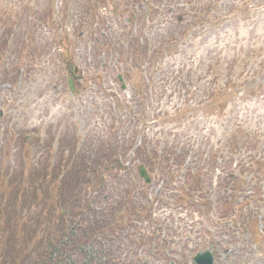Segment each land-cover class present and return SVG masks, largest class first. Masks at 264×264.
Segmentation results:
<instances>
[{"label": "rangeland", "instance_id": "1", "mask_svg": "<svg viewBox=\"0 0 264 264\" xmlns=\"http://www.w3.org/2000/svg\"><path fill=\"white\" fill-rule=\"evenodd\" d=\"M212 1H206L207 4H205L204 2L199 3L197 0H107V6L101 10L100 14L103 17H109L112 23H119L114 26V29H122L123 26H126L125 30L131 32V35L129 34L123 39L117 37L118 47H120H115V50L118 49V51L116 50L117 57L114 60H117V66L131 71L130 69L138 64L136 59L140 63L144 62V59L150 61L153 57L157 60V57L160 56V60L166 67V71L162 75L167 77V72L171 71L178 77L177 87L179 90L174 93L176 100L181 99L184 102L190 99V104L196 106L197 100L206 99L205 94L213 98L217 91L212 86L208 88V85L215 81L216 73L222 70L225 72L222 78L228 81L227 73L231 69L229 80L232 81L234 89L224 112L217 113L212 108L208 112L201 104L198 108L192 106L190 108L195 109V113L199 115H209V117L201 118L205 119L206 126L210 121L209 126L211 127H206L209 133L204 130L199 133L200 135L205 139L211 138L215 141L228 140L222 145H217L215 141H212L215 145L214 148L226 147V144L228 145L229 141L233 140L234 135L241 148L245 141L244 135L246 139L258 138L259 142L264 140V134L261 132L264 129V76L255 80L250 79L251 70L264 72V13L262 10L261 12L250 11L253 9L250 6L264 4V0H218L223 8L236 6L231 9L238 10L239 15H236V12L233 13L229 16L230 20L225 22L224 28L214 33L210 32V28H205L207 25H203L202 21L207 19L210 24L215 22L217 17L221 18L227 15L220 12V9L216 8L218 4ZM85 2V0L77 2L83 4L82 8L78 7L74 0H61V4L60 0H0V51H5L6 48L13 51L18 41L17 33L31 30L34 33V41H30L29 44L27 37L24 36L19 46H23L24 43L26 46L28 44L27 52H29L31 49H38L40 43L44 51H47L46 53L54 54L51 59L45 54L44 56L36 55L31 64L34 72L30 74H27L26 67H23V74L19 75L22 69L15 62H12L11 68L6 64L7 68H5L4 61L0 64V97L8 94L12 102L17 100L15 106L17 110L13 114L17 118L16 129L19 130L20 125L25 124V116L26 127H28L27 134H30L29 131L33 129L34 132L42 134L39 151H43V153H39L38 157H35L32 154L29 155L30 150L26 148V159L32 161L29 163L23 159L20 153L21 144L17 146V138H13L16 151L10 148V157L4 160H1L0 154V264H42L43 258L39 252L40 244L46 251H50L49 243H58L61 233L59 229L62 223L68 220L69 212L60 205L71 202L75 211L84 207L77 215L79 217L82 214L83 218L88 217V209L92 205L94 208L98 206L105 213L107 211L104 200L96 198L97 193L94 192V185L88 184L87 176L93 177L92 174L98 173L99 166L103 161L102 157L105 155L99 148L98 138L94 142L90 132L92 136H96L91 130L101 129L99 125L104 124L103 120L108 121L109 111H104V107L96 109V106L90 104L88 100L90 94L88 87L95 84V79L90 84H85L86 89L77 99L80 104L79 109L84 110L86 107L92 113L90 129L85 126V118L78 111H75L76 114L71 118L73 111L71 107L74 106L76 100L69 95H65V97L61 95V86H63L61 84L65 79L64 64L83 69L82 65L90 64V61L97 65L96 57L100 62L108 63V57L96 54L98 51L96 48H101V52L107 50L106 39L95 44L94 41L77 36L80 31H75L72 26L75 15L84 18L86 16L85 9H90L85 5ZM103 5H98L93 11H97ZM20 8L27 11L19 12ZM195 11L203 13L202 18ZM14 14L16 15L12 18ZM53 20L57 30H51ZM110 22L103 23L102 31L105 36L109 34L105 31L108 27L107 23ZM11 32L16 33L15 36L9 39L7 46L2 44ZM201 32L203 36L200 35ZM59 38H61L60 44ZM175 40L181 41L185 47H178ZM170 44L174 45L176 49L167 54V47ZM120 45L123 47L122 50ZM249 49H251L250 52H248ZM84 53L86 57L83 59ZM87 56H91V59ZM73 60L77 62H72ZM7 62H10L9 59ZM53 62H57L59 67L57 68ZM137 67L139 69L135 70V75L139 70L140 72L136 82L143 83L146 79L142 75L146 73L147 66L138 64ZM99 73H102L101 79L98 81L99 85H102V92L111 88V93L118 94L120 83L116 81V75L123 73L117 69L107 74L104 68H101ZM247 74H249V78ZM6 76H9L7 78L11 79L12 85L4 82ZM237 76L241 79L238 83ZM135 78L137 77L134 76ZM225 80H222L223 83L226 82ZM107 82L108 84H105ZM243 82L246 84L249 82V84L246 85ZM236 83L238 86L235 85ZM58 87L60 89H57ZM97 88L99 91V87ZM128 90V92L122 90V93L126 95V98L129 96L130 98L127 99L132 102L136 98L132 95L133 91ZM156 98L163 99L161 96ZM168 98L169 92L167 100ZM105 101L106 107L108 105L110 109L116 105L108 97ZM151 110L149 107L150 116H152ZM94 111L97 113L94 114ZM5 113L4 119L0 122V140L4 124L11 123L10 113ZM152 123V120L148 122L147 132L148 136L154 137L156 127ZM8 138H10L9 134H7ZM28 139L31 140L30 136ZM139 144L138 141L137 145ZM190 144L191 142L182 139L180 146L186 147ZM253 145L254 143H252ZM93 149L96 154L91 156L89 153ZM235 152L237 155L241 154V150L237 149ZM255 154L257 159L264 156L261 146L258 145L257 149H253L250 161ZM221 155L226 157V162H232L231 153ZM76 158L80 161V165ZM207 158V155H195L190 151V156L187 160L185 159V162L191 159L195 163ZM235 160L244 161L247 164L249 162L246 156L235 157ZM226 162L220 159L218 165L221 166ZM84 167L93 169L87 174L81 170ZM241 169V166L237 167V170ZM219 172L220 170L218 174ZM243 177L247 179L252 176L244 175ZM77 179L79 182L75 184ZM214 182L217 184L216 178H214ZM60 188L62 198L59 194ZM88 198L89 203L85 207V200ZM110 212L114 211L110 209ZM168 213L169 211H167ZM52 216H54L55 226L44 227ZM44 219L46 220L44 221ZM110 229L113 233V226ZM257 232L263 238L264 228L257 225ZM222 233L225 236L232 235L230 228L223 229ZM250 236L253 239L250 240ZM250 236L245 238L235 235V238H241L246 244L245 246L241 244L238 247L223 245L227 254L224 251H219L216 244L210 246L209 248L218 255V258L215 259L216 263L235 264L234 254H238L240 257L253 258V264H264V241H262V249L259 250V241L255 240L253 234ZM76 245L70 254L72 259L77 261L80 260V248L78 242ZM102 245H105L103 256L107 257V259L105 258L108 261L107 264H113L111 258H114L117 264H122L127 258L129 261H133V256L128 251H122L121 244L114 236L110 235L109 240L106 238L102 241ZM248 245L251 250L247 248ZM33 251L36 255L31 254ZM66 254L67 252L64 253L63 258ZM97 255H100V251L97 252ZM26 258L27 260L23 261Z\"/></svg>", "mask_w": 264, "mask_h": 264}, {"label": "trees", "instance_id": "2", "mask_svg": "<svg viewBox=\"0 0 264 264\" xmlns=\"http://www.w3.org/2000/svg\"><path fill=\"white\" fill-rule=\"evenodd\" d=\"M85 1V5L91 10L96 9L98 3L104 4L106 2V0ZM197 1L199 3H205V0ZM74 2L78 5V7H83V4L77 3L81 2V0H74ZM23 9L24 8H20L19 12ZM232 11L233 9L230 7L227 9V12ZM203 12L205 13V11ZM195 13L197 12L195 11ZM16 14H14L12 18ZM197 15L202 18L203 13L199 12ZM218 20L219 18L217 17L216 21L213 23L209 24L207 19L202 22L203 25H207L205 28H216L222 24V22ZM51 22L52 20L50 18V24ZM48 26L50 27L49 24ZM55 26L56 25L53 20L51 30H57V28L55 29ZM15 34L16 33L11 32L9 37L15 36ZM17 34L18 41H20L24 35H26L29 44L30 41H34V33L31 30ZM129 34L131 35V32H127L125 29H122L121 39H123L122 36H129ZM107 40H110V36H107ZM131 40L133 41V37ZM5 41L8 43V38ZM177 41L178 40H175V43H177L178 47H185L181 41ZM58 42L60 44L61 40ZM120 46L122 50L123 47L122 45ZM117 48L116 50L118 51ZM175 49L176 47L170 44V46L167 47V54ZM4 50H7V48ZM116 50L112 44H109L107 51L109 60L110 58L115 60L117 57L115 55ZM46 52L47 51H44L42 47L36 50L34 49L33 56H44ZM4 54L5 52L0 53V61L3 59ZM136 61L139 65L143 64L146 65L147 68L150 67L146 77L147 81L150 82L151 85L152 83H155L153 88L156 89L159 85V90H162V92L165 93L169 90V86L171 85L172 91L176 92L175 90L177 88L176 84L178 83V77L171 71L167 72V77L165 75H160L164 70H166L164 63L160 60V56L157 57V60L153 57L150 61H145V59L144 62L141 61L140 63L138 59H136ZM138 64L136 67L130 69L131 71L125 70V76L133 82V93L137 96V99L132 100V102H118L120 105H117L116 109L109 111V117L112 119L113 125L107 134L98 140V145L99 148H101V152L105 153L102 157V163L111 164L119 159L127 160L129 153L126 147L127 143H133L138 139H142V143H144L143 146H140L139 149L136 150V158L149 167L152 172L156 169L158 170L157 174L164 184L162 195L166 196L165 199H161L160 201L162 203H166L165 205L174 211L169 216L166 232V235L171 238V242L167 236L163 235L165 225H157L155 230L151 229L154 221L151 210L154 207L153 203L157 201V198L153 201H148V195H143L142 200L148 202L140 205L133 202L136 190L134 188H130V168H124L122 171L121 168L108 171L105 179H99L100 174L98 172V178L93 181H90L93 177L89 175L87 176V179L89 180L88 184L94 185V192L97 193L96 198L104 200L105 209L107 207V211L105 213V211L100 209L98 206H95V208L93 205L89 207L88 217L83 218L82 220L84 226L79 227L78 229L79 232H82L84 235L82 245H86L81 251L82 258L77 264H107L108 261L103 259H107L106 256L101 255L100 258L95 257L96 253L93 247L86 248V246L88 243L95 241V238H98L101 243L106 238L109 240L110 235L114 236L121 244L122 251H128V253L133 256V261H129L127 258L124 262H122V264H186V262L193 257H188L189 253L193 254L197 252L199 247L203 246L206 248L209 244L208 242H198L195 249L191 250L188 248L189 242H185V247L179 251L172 249L171 247L168 248V252L167 250H163L166 244L171 245L173 243L174 245L178 243L180 245L183 243L184 239L188 240L187 230L182 229L181 226L177 228L175 227L177 222H181L182 219L177 221L174 214L176 213V215H180L183 212L182 210L186 209V211L189 212L187 215L188 218L195 221L194 216L195 213H197L200 220H197L198 222L196 224L199 223L202 227L203 222L201 218H206L208 222L211 221V207L209 208V205L212 206V197L217 199L215 209L212 206V210L215 212L213 216L216 217L213 224L221 229L230 228L232 233L230 236V243L233 244L232 246H239V244H243V246H245L246 244V242L241 238H235V235L248 237V235L250 236L253 234L255 236V240L260 242L261 236L257 232V225L260 226L264 223L261 220V217L264 219V211H261L264 209V156L257 159L255 154L251 161L249 158L251 157L250 155L252 154L253 149H257L258 145L262 147V152H264V140L259 142L258 138L246 139V136L244 135L245 141L243 142V146L240 148L238 145L239 143H237V138H235L234 135L232 137L233 140L229 141L228 145L226 144V147L218 149L214 148L215 145L212 143V141L215 140L208 138L204 142L201 149L194 153L195 155L201 156L207 155L208 158L201 159L202 161L199 160L193 164H186L185 159L186 155H188L187 150H193V147H181L180 143L182 144V139H186L190 142L192 135L190 132L181 134L176 128H174L173 130L175 133L171 132L168 137L167 134L165 137H162L164 130L157 132L154 137L145 135L148 116L144 111L145 102L147 100L145 98L144 88L147 87V84L144 82L141 85H138L134 80L135 70L137 69ZM223 73V70L222 72L219 71V73H216L217 78L208 85V88L212 86L217 91V93L214 94V97L210 98L208 94H205L204 97L206 99H203L202 101L197 100V104L196 106H192L193 108H198V106L203 105L208 112H210L211 108L213 111L215 109L217 113L221 111L224 112L227 108V102L231 98V92L234 89V85L232 81L229 80L231 69L227 73L228 81H226L225 78H222L224 75ZM163 76L164 78L162 79ZM222 80H225L226 82L223 83ZM154 104L156 105V102H154ZM167 105L168 102L165 104H159L158 107L162 122H167V120H169L175 124L188 125L192 122V119L196 114L195 109H192V107L190 108V99L175 106L173 109L174 112L171 114H167ZM189 112H191V116L187 118L186 115L189 116ZM115 116H118L119 120H116ZM201 116L209 117V115L205 114H202ZM114 124L117 125V128ZM227 141L228 140L222 139L215 142L217 145H222L223 143H227ZM252 143H254L253 146ZM149 148L151 149L149 150ZM237 149L241 150L240 155L236 154L235 151H237ZM93 153L96 154V152L92 150L89 155L92 156ZM230 153L232 156V162H226V157H222L221 154L226 155ZM247 154L249 155L247 156ZM242 156H246L249 160L248 164L244 161L240 162L239 160H235V157L239 158ZM220 159L225 161L226 164L222 163L221 166L218 165V161H220ZM236 161H238L237 165L242 168L238 172V176L235 175L232 169V163H235ZM219 168H221L219 185H217L216 190H214L213 178H215L217 169L219 170ZM83 171L86 173L88 172L87 170ZM120 171L125 175L121 176ZM244 175H251V180L248 181L245 179L243 177ZM78 182L79 179L75 184ZM81 184H83L82 181ZM117 184L119 186L128 184V186L125 190L121 191L119 190ZM128 191L130 192L128 193ZM59 194L62 198L61 189H59ZM107 194L108 198L105 200L104 197ZM88 203L89 198L85 207L88 206ZM110 209L114 212H110ZM81 216L84 215L81 214ZM159 221L161 222V220ZM111 226L114 228L113 233L110 229ZM75 227L76 225L74 228ZM144 232L148 234L144 235ZM249 239L251 240L252 236H250ZM143 245H147L148 248L142 249L141 254H143V252L147 249L151 250V254L148 256L147 260L137 258L139 255L138 249ZM99 246H101V244ZM247 248L250 249V246L248 245ZM40 253L43 261H46V257L51 256L52 254L48 260L49 263L52 262L53 258L57 261L61 256V252L55 251V248L53 247L50 248V251H46V249L41 247ZM110 260L113 264H117V262L114 261V258H111ZM240 263L241 262H239V264Z\"/></svg>", "mask_w": 264, "mask_h": 264}, {"label": "water", "instance_id": "3", "mask_svg": "<svg viewBox=\"0 0 264 264\" xmlns=\"http://www.w3.org/2000/svg\"><path fill=\"white\" fill-rule=\"evenodd\" d=\"M120 80H121V78H120ZM71 88H72V91H73V86L72 85H71ZM139 173H140V176L145 179V182L147 184L151 183V180H150L146 170L143 167H141L139 169ZM194 261H195L196 264H214V258L210 254V252H208V251H206L204 253L197 254L195 259H194Z\"/></svg>", "mask_w": 264, "mask_h": 264}]
</instances>
